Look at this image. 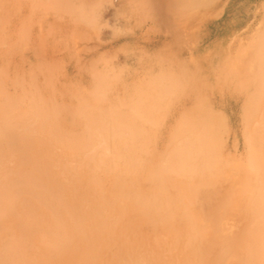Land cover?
Listing matches in <instances>:
<instances>
[{
    "label": "bare ground",
    "instance_id": "6f19581e",
    "mask_svg": "<svg viewBox=\"0 0 264 264\" xmlns=\"http://www.w3.org/2000/svg\"><path fill=\"white\" fill-rule=\"evenodd\" d=\"M77 3L79 4V1ZM21 6L23 7L22 0H0V264H12L10 258L15 250L16 262L22 264H264V107H258L259 102L253 100L256 97L255 92L250 91L244 100L245 111L241 119L244 128L242 130L245 131L244 153L240 151L235 133L231 150H223L220 157L217 150L222 141H218L222 139H219V136L224 133L225 122L221 118L223 123L215 127L211 116L200 119L198 115L199 119L196 118V123L189 127L188 124L177 126L175 123L176 136L173 142H168V152L166 148H162L159 154L154 155L156 146L148 143L147 138H152L155 134L152 137L148 135L150 132L145 130L149 128L146 124L139 127L122 125L127 119L124 120L121 115L117 118L111 112L110 117L117 120V124L116 127L107 126L108 120L101 114L105 113L111 100L106 98L108 104L106 100H102L104 104L98 100V103L93 101L94 99L91 103L88 100L90 106L94 102L101 104L95 109L89 106L86 108L89 96H85L83 91L76 94V97L75 91L70 92L71 94H68V91L66 96H69V100H66V93H62L59 86L51 85V88L56 90L54 94L42 89V86H36L37 83H32L24 72L25 62H31L30 56L26 51H22L20 57L16 56L15 50L16 27L18 24L20 27L26 26L24 20H20L23 15L20 14ZM79 16L81 17L80 14ZM39 31L40 34L43 33V30ZM23 32L20 36L26 39L28 31L24 29ZM7 36L11 40L9 46L5 45L9 43ZM263 36L264 31L261 36L259 33L258 38L262 40ZM253 42L251 44H254ZM37 43V47L30 49H40L41 46L45 51L43 42ZM25 46L24 49L28 47ZM259 50L260 52L256 51L258 54L253 51L255 53H249L248 59L246 57V69L250 71L254 66V75L251 77L253 79L260 77V74L264 75V44ZM31 54L33 58L37 57L36 49ZM47 60V56L42 61L37 58L35 68L28 70H33L30 73L35 74H28L37 75L43 63L45 69ZM231 60L229 63H232ZM248 66H251V69ZM99 69L94 68L93 71L98 73ZM234 72L236 71L233 70ZM108 74L107 77L110 76ZM34 76L33 81L34 78L38 80V76ZM242 77L245 78V75ZM242 80L247 82L246 79ZM159 81L157 79L155 85ZM98 83L97 85L100 84ZM150 83L148 88L152 87ZM235 83L234 87L238 82ZM116 85L108 84L111 87ZM155 85L153 84V87ZM109 88L106 90H110ZM148 88L143 91L146 89V92H151ZM33 89L37 92H32ZM88 90L90 91V88ZM118 95L117 99L120 98ZM206 97H202L203 102ZM224 103L221 100L220 105L224 106ZM187 105L182 103L177 107V123L186 119L185 115H189L187 111L193 113L190 110L194 109L193 104ZM197 105L195 104V107ZM97 109L102 111L100 115L91 116L87 112H95ZM208 111L211 115L213 111L218 112L213 107ZM221 111L223 112L222 108ZM76 112L77 115L74 114ZM193 116L189 117L195 119ZM79 122L83 123L84 128L78 133L80 141L74 145L69 144L73 138L69 136L68 129L72 130L73 124ZM211 122L214 125L210 124ZM225 131L229 132L228 129ZM72 135L75 136L74 133ZM82 151H85L83 156V153H80ZM83 158L87 159V162H84ZM245 169L246 171H242ZM104 170L107 175L102 177L98 172ZM215 171L225 176L224 188L227 190L223 194L226 196L221 197L229 200H226L225 206L219 204L220 208L213 207L215 210H203L201 204L198 205L197 188L194 187V194L191 192V185L201 186V182L206 180L201 179L202 176ZM67 172L70 181L67 179ZM245 172L251 176L248 181L246 174L245 178H241ZM241 173L243 174L238 177ZM187 181L188 185H185ZM237 187L242 189L241 193H235ZM213 190L215 191L214 188ZM208 192L211 193L209 190ZM238 195H241V198ZM234 201L235 207L231 204ZM227 206L229 208H226ZM147 207L151 215L145 212ZM208 217L207 226L210 231L201 233V229L193 226V232L186 230L189 234L184 238L188 245H184L180 239L182 224L188 226V223L193 222L196 225L199 224L197 221ZM172 220V229L176 230L173 231L174 236L169 242H164L168 245L160 249L158 241L168 238L164 233L167 224H163ZM8 223H15L16 229L6 233ZM175 225L177 227H174ZM237 247L245 251L244 256L239 257L236 254ZM155 254L160 255L159 261L154 260Z\"/></svg>",
    "mask_w": 264,
    "mask_h": 264
},
{
    "label": "rangeland",
    "instance_id": "374dc122",
    "mask_svg": "<svg viewBox=\"0 0 264 264\" xmlns=\"http://www.w3.org/2000/svg\"><path fill=\"white\" fill-rule=\"evenodd\" d=\"M22 1L23 7H20V14L23 15H21L20 20H24L23 22L26 23V26L20 27V24H18V26L16 25L17 46L15 45V50L17 52L16 56L18 55L20 57L22 51H26L28 53L27 55L30 56L31 62H25L24 72L27 77L29 76L33 84L37 83L36 86H42V89L44 88L46 91H52L54 94L56 90L51 88V85L59 86L62 89L61 92L64 94L66 93L64 96L75 91L76 97V94H80L83 91L85 96H89L87 98L88 105L86 108L89 106L91 108L94 107L95 109L98 108L99 104H104L106 98L111 100L112 102L110 101L109 104L107 102L108 100H106V103L109 105V107L107 106L109 109L106 107L107 110H105V113H102V111H99L98 109L95 112H87H89L91 116H97L102 113L101 116L108 120L106 123L107 126L110 127H116L117 124V120L115 121L110 117L111 112L117 118L122 116L124 120L127 119L122 122L124 123L122 125L139 127L145 126L146 124V127L149 128H146L145 130H149L148 132H150L148 135L152 137L155 134L158 138L157 139L155 136L152 137L153 139L147 138L148 143L156 146L154 148L155 151H153L154 155L157 153L159 154L162 148H166V152H168V142H173V138L176 136V134L174 135L177 128L174 127L176 126L175 123L177 126L178 124H185L184 126L188 124L187 126L189 127L190 125H194L193 123H196L194 120L198 118V115L200 116V119L204 116H211V120L215 125L212 122L210 124L215 127H219L223 123L221 118L225 122L226 128H224V133H221L219 136V139H222H218V142L222 141V145L220 146L221 149L219 148V150H217L219 151V156L223 150L224 152L231 150L234 144L233 141L235 140V133H237L240 151H243L245 131L242 130L243 122L241 119L243 118V112L245 111V97L247 98L250 91L255 92L256 97L253 100L257 101V103L259 102L257 105L258 107H264V75L260 74V77L258 76L257 79H253L251 77L254 75V66L252 69L251 66L250 68L248 66V68L251 69L250 71L246 69V65L248 64L247 55L253 51L260 52V46L264 44V38H262V40L259 39V33L261 36L262 31H264V0ZM78 1L79 4L77 3ZM28 2H30L32 6H29ZM33 4L36 6H33ZM71 4L74 7H72ZM78 5L80 7H78ZM88 8L91 9L89 10ZM95 13L97 14L95 15ZM92 19L94 20L92 21ZM40 21L41 23H38ZM24 29H26V32L28 31L26 33V39H24L23 36H20L21 34L23 35ZM40 29L41 32L43 30V33L41 34L39 33ZM7 40L9 43H6L5 45L9 46L11 44L9 36H7ZM39 40L43 42L42 44L45 46V51H43L44 47L41 46L40 49H30L32 47H37V41L40 43ZM252 41H254V44H251ZM25 45H28V47ZM239 45L242 47L240 48ZM24 46L26 47L25 49ZM255 48L257 50H255ZM35 49L37 51V57L33 58V54L31 53H33ZM244 51L246 53H242ZM258 52L255 54H258ZM46 56L48 58L45 62V64L47 63V67L45 66L44 69L43 63L40 68L41 70L37 73V75H33L34 77L38 76V80H35L37 78H34L33 81V76H30L29 74L35 73H30V71L33 70H30L29 72L28 70L35 68V65L38 62L35 61L37 58H40V61H42ZM230 60L232 63H229ZM228 63L231 64V66ZM222 65L224 66L222 67ZM94 68H100L101 70H99L101 72L98 70V73H95V71H93ZM230 68L236 72L233 73V70L231 71ZM257 70L258 68L255 71L257 72ZM104 71L107 72L105 73ZM107 74L110 76L107 77ZM242 75H245V78L242 77ZM98 76L103 78L100 79L99 77L98 79ZM167 76H172L173 78H167ZM158 77L161 78V80ZM193 77L195 78L193 79ZM225 77L226 79H224ZM231 77L233 78L231 79ZM238 77H240V79H237ZM241 77L242 79H246L245 82H247L244 83ZM157 79L160 81L156 82L155 85V81H157ZM176 79L180 80L177 81ZM103 80L106 81L103 82ZM151 81L152 83H150ZM161 82L166 83L163 84ZM235 82H238L237 86L235 85L236 87L233 85ZM97 83L99 85H97ZM149 83L152 87L148 88ZM177 83L180 86H178ZM202 83H204V85L201 86ZM84 84L88 87V89L90 88L91 92L84 86ZM108 84H111V86L114 84L117 85L116 87H111L108 86ZM153 84L155 85L154 87ZM181 85H183V88H181ZM185 86L186 88H184ZM95 88H97L98 91ZM108 88L110 90L107 91L106 89ZM144 88H148L147 90H150L151 92H146V89L144 92ZM87 90L89 93L86 92ZM161 90L164 91L162 92ZM197 91L200 92L197 93ZM32 92L37 91L33 89ZM202 93L204 95L206 93V95L204 96ZM117 94H119V99L116 98ZM255 94H253V96ZM95 95H98L99 97H95ZM155 95L158 97H154ZM202 97H206L204 98V102L202 101ZM65 99L69 100V96H66ZM74 99L76 100L77 98ZM88 100H90V103L92 100H96V103L101 101V103L95 104L94 102V104L90 106ZM221 100L226 103H224L226 107H224L225 105H220ZM152 102L154 104L156 102L157 103L154 105ZM147 103H149V105ZM182 103L184 105L193 104L192 107H194V109L190 106V108H192L190 110H192L193 113H189L190 111H187L189 115H186L188 117L185 114L184 115L186 119H188L186 120L185 117H183L185 120L183 119V122L177 123L176 118L178 115V108ZM194 103L196 105H202V107L197 105L201 108V110L200 108L198 109L197 106L195 107ZM208 106L210 107L208 108ZM211 107L216 108L218 112L213 111L211 115V112L208 111ZM221 108L223 109V112L221 111ZM74 114L77 115L78 113L76 112ZM189 116H191V118L193 116L195 119H191ZM189 120L191 121L189 122ZM185 121H188L189 123ZM83 122L85 123V121ZM72 127V130L70 128L68 130L70 133L69 136L73 138V141L68 143L74 145L75 142L80 141L78 133H80V131L82 132L84 128L83 123L80 122L73 124ZM227 129L229 132L226 133L225 130ZM73 133L75 134L74 137L72 135ZM223 137L226 139V146L223 141ZM80 153H83V156L85 151ZM164 155L167 154L164 153ZM243 156L245 155L243 154ZM84 162H87V159H84ZM242 171H246V169ZM216 172L217 171H215V173L208 172L205 176L203 175L201 179H206L203 181L204 183L201 182L198 177V180L201 182V186L200 184L193 186V183V185H191L192 193L194 192L195 194L194 187L197 188L196 191L198 194L196 195H199L198 205L201 204L200 206L203 210H207V208H211L210 210H212L213 207H218L219 204L225 206L227 202L226 200H229L226 199V197H224L225 199L221 197L224 195L223 193H225V190H227V188H224L226 187L225 176L220 175L218 172V174H216ZM98 173L102 177L107 175L105 170L99 171ZM246 173L247 172L244 174L241 173L238 177L243 174L241 178H245L244 175ZM66 174L67 179L70 181L71 178L69 173L67 172ZM247 176L246 179L248 178V181L251 176ZM182 179L186 180L184 178ZM185 185H188V181ZM237 188L238 189L235 193H241L242 189H240V187ZM208 190L211 193H209ZM213 191L216 194H214ZM206 194L209 195L207 196ZM205 195L211 199L206 198ZM69 196H71V194ZM238 196L241 198V195ZM234 200H236V197ZM231 204L235 207L236 201ZM226 208H229V206ZM213 210H215V208H213ZM145 212L151 215L149 207H147ZM235 213L237 212L235 211ZM145 217L150 216L145 215ZM209 217L205 220L197 221L199 224L196 225L192 222L193 220L191 221L192 223H188V226L182 224V233L180 235L181 242L184 243V245H188L184 237H187L190 231L193 232V226H197L201 229V233L209 232L210 227L207 226ZM166 224L167 227L164 228V233L168 235V238L167 240L161 239L158 241L160 243V249H163L166 245H168L164 242H169L171 237L174 236L173 231H176L172 229L174 225L173 220L172 222L166 221L163 225ZM174 227H177V225ZM13 229H16V224L8 223L6 233L10 230L13 231ZM186 230H188L189 233L188 231L186 232ZM244 253V250L237 247L236 254H238L239 257L244 256ZM155 259L159 261L160 255L155 254L154 260ZM10 261L12 264L17 263L16 250L13 252V256L10 258ZM17 264H22V262Z\"/></svg>",
    "mask_w": 264,
    "mask_h": 264
}]
</instances>
